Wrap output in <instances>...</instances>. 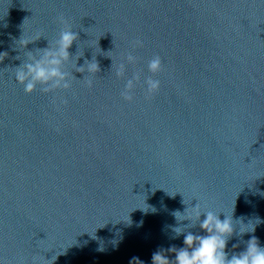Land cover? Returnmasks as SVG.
I'll return each mask as SVG.
<instances>
[{
  "label": "water",
  "instance_id": "water-1",
  "mask_svg": "<svg viewBox=\"0 0 264 264\" xmlns=\"http://www.w3.org/2000/svg\"><path fill=\"white\" fill-rule=\"evenodd\" d=\"M69 26L77 66L94 55L98 73L69 64V90L26 93L14 68ZM23 33L41 37L20 49ZM0 52V264H152L184 246L171 229L191 222L173 213L198 201L261 221L242 236L236 222L229 256L264 246V0H0Z\"/></svg>",
  "mask_w": 264,
  "mask_h": 264
},
{
  "label": "clouds",
  "instance_id": "clouds-1",
  "mask_svg": "<svg viewBox=\"0 0 264 264\" xmlns=\"http://www.w3.org/2000/svg\"><path fill=\"white\" fill-rule=\"evenodd\" d=\"M61 23H65L63 18H60ZM37 36L35 39L24 38V33L21 38L16 41L18 47L26 49L27 45L40 39ZM78 33L70 26L62 28L58 33V37L48 43L44 49H37L35 54L27 51L28 59L14 68L13 76L16 83L23 86L26 93H32L40 86L43 93L53 92L55 90H69L72 87V81L77 80L73 75V70L77 73H87L84 75L92 76L99 71L98 63L93 55L91 60L84 59L83 65L77 66V60L84 57V52L81 48L78 49L75 55H72L69 49L75 41H78ZM137 46H142V41H136ZM7 52H0V62L7 57ZM20 59V57H16ZM136 57L129 53L126 57L127 64H135ZM71 64L73 70H67L66 66ZM162 59L159 55H154L147 62V71L151 76L144 78V86L147 94L151 95L157 92L160 88V81L154 79L157 73L162 71ZM126 71V65L121 64L116 72L117 77H120ZM81 79V80H83ZM141 80V73H133L131 78L127 79L121 96L128 101L133 99L132 90ZM89 87L92 86V79L87 80ZM264 195V192L261 193ZM198 201V200H197ZM184 203V201H183ZM185 204V203H184ZM189 205V204H186ZM147 209H143L147 212ZM152 212L156 209L152 207ZM235 210V203L231 215L224 213V219H220V213L210 209L201 207L199 201L192 207H186L184 212L176 211L173 216L177 221L188 220L191 223L186 226L172 227V231L176 236L184 235L183 247L177 248L170 246L166 251L161 249L152 254V264H264V246H261L256 236L246 241V247L243 251L238 253L233 252L230 256L225 251L230 237L233 235L236 222H239V232L237 235L242 236L245 233H254L256 224L261 221L259 218L256 224L251 221L245 225L242 218L234 221L233 213ZM204 219L201 220V215ZM199 223L200 229L205 233L204 235L193 234L191 231H186ZM175 238V237H174ZM237 248V244L232 245ZM102 250V249H100ZM167 253H174V259H169ZM129 264H144L138 257H133Z\"/></svg>",
  "mask_w": 264,
  "mask_h": 264
}]
</instances>
